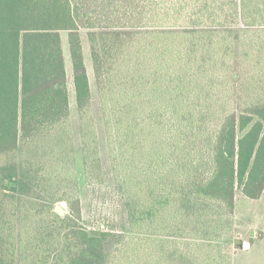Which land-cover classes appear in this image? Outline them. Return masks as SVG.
<instances>
[{"label": "trees", "instance_id": "obj_1", "mask_svg": "<svg viewBox=\"0 0 264 264\" xmlns=\"http://www.w3.org/2000/svg\"><path fill=\"white\" fill-rule=\"evenodd\" d=\"M82 31L127 232L42 196L70 163L46 172L30 152L64 155L66 32L86 178L101 169ZM239 194L264 195V0H0V264H136L147 241L165 264H233Z\"/></svg>", "mask_w": 264, "mask_h": 264}, {"label": "rangeland", "instance_id": "obj_2", "mask_svg": "<svg viewBox=\"0 0 264 264\" xmlns=\"http://www.w3.org/2000/svg\"><path fill=\"white\" fill-rule=\"evenodd\" d=\"M81 37L94 96L95 108L93 114L96 115L100 139L101 169L93 181L86 178L81 147V132L72 79V61L66 32L62 33V41L70 88L71 120L68 126L69 138H67V143L63 144L61 149V154L64 152V155L59 156L58 153L51 157L47 151H39L35 148L30 150V152L34 156L39 155V159L46 161V172L52 163L53 167L51 170L54 168L58 169L57 163H70L68 166L71 170L69 171V175L60 172L58 169L52 180L41 187L42 196H62L63 194L78 196L81 200L82 216L80 224L82 226L92 231L110 230L114 232H127L129 224L125 198L116 183V175L111 166L107 133L103 124V114L93 72L90 46L85 31L81 32ZM250 69H253V66H250ZM250 72L254 73L251 70ZM45 149L47 150V148ZM65 151H67L68 155H66ZM57 206L63 208L62 215L69 212V206L65 201L57 203L56 208ZM231 219V229L223 228V251L232 254L233 264H264V195L261 199H251L239 194L235 214ZM142 236L145 237V234ZM183 245L182 247H184ZM154 250L156 249L148 245V241L147 243L144 242L140 245L137 256L132 258L133 260L130 262L136 261V264H165L163 260L156 258V255L155 257L152 256ZM154 254H156V251ZM126 262L129 261H126L125 258L115 257L116 264H129Z\"/></svg>", "mask_w": 264, "mask_h": 264}, {"label": "water", "instance_id": "obj_3", "mask_svg": "<svg viewBox=\"0 0 264 264\" xmlns=\"http://www.w3.org/2000/svg\"><path fill=\"white\" fill-rule=\"evenodd\" d=\"M56 210H57V212H59L60 214H62V212H63V208H61V206H57Z\"/></svg>", "mask_w": 264, "mask_h": 264}]
</instances>
